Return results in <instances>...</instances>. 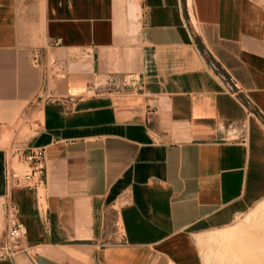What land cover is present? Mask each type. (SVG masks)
Here are the masks:
<instances>
[{
    "label": "crops",
    "instance_id": "1",
    "mask_svg": "<svg viewBox=\"0 0 264 264\" xmlns=\"http://www.w3.org/2000/svg\"><path fill=\"white\" fill-rule=\"evenodd\" d=\"M12 147L46 148L43 204ZM9 200L17 264H201L264 202V0H0V222Z\"/></svg>",
    "mask_w": 264,
    "mask_h": 264
},
{
    "label": "built area",
    "instance_id": "2",
    "mask_svg": "<svg viewBox=\"0 0 264 264\" xmlns=\"http://www.w3.org/2000/svg\"><path fill=\"white\" fill-rule=\"evenodd\" d=\"M213 68L218 71L215 67ZM97 88L119 92L142 89L136 78L118 75H109L104 83L98 84ZM47 160L45 147L10 148L7 152L4 171L8 189H30L35 191L39 198H44L40 193L45 185ZM17 164L22 168L18 169ZM3 221L5 235L0 246V259H8L13 264H17L18 256L26 252L27 232L20 220L18 207L10 200L4 204Z\"/></svg>",
    "mask_w": 264,
    "mask_h": 264
},
{
    "label": "rangeland",
    "instance_id": "3",
    "mask_svg": "<svg viewBox=\"0 0 264 264\" xmlns=\"http://www.w3.org/2000/svg\"><path fill=\"white\" fill-rule=\"evenodd\" d=\"M16 167L18 169L22 168V166L19 164H17ZM38 200L40 204H43L44 202L43 198H38ZM4 227H5L4 221L2 220L0 222V246L2 245V240L5 235ZM230 227H235V230L240 229L241 231L240 233L243 235H248L255 239L264 240V204L260 206L256 205L249 212L241 216ZM230 227H227V228H230ZM211 232H214V231H211ZM211 232L204 233L197 237L196 243H197V247H198V251L200 255L201 264H244L242 252L234 251L236 247H235V240L233 236L231 235L216 236L215 239H210L208 237L211 236L209 234ZM253 264H260V262L258 261V259H254Z\"/></svg>",
    "mask_w": 264,
    "mask_h": 264
},
{
    "label": "bare ground",
    "instance_id": "4",
    "mask_svg": "<svg viewBox=\"0 0 264 264\" xmlns=\"http://www.w3.org/2000/svg\"><path fill=\"white\" fill-rule=\"evenodd\" d=\"M40 195L43 196L41 193H40ZM262 204H264V202L259 204V206L262 205ZM258 218H259V216H258ZM240 232H241L240 229H236L235 230V227H230V228H226V229H222V230L211 232V233H209L211 236L208 237V238L215 239L216 236L231 235V236H233V238L235 240L236 249H234V251L242 252V254H243V263L244 264H253V260L254 259H258L260 264H264V240L263 239H255V238H252L251 236L243 235ZM220 242H222V241H220Z\"/></svg>",
    "mask_w": 264,
    "mask_h": 264
}]
</instances>
